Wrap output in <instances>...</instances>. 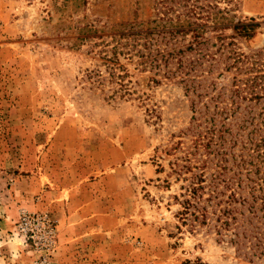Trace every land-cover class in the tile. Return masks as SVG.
Listing matches in <instances>:
<instances>
[{
    "label": "rangeland",
    "instance_id": "rangeland-1",
    "mask_svg": "<svg viewBox=\"0 0 264 264\" xmlns=\"http://www.w3.org/2000/svg\"><path fill=\"white\" fill-rule=\"evenodd\" d=\"M196 19L225 25L205 36L226 50L264 45V0H0V264H264L181 205L193 116L212 112L233 71L185 95L128 35ZM252 21L246 36L226 26ZM24 214L56 228L45 262Z\"/></svg>",
    "mask_w": 264,
    "mask_h": 264
},
{
    "label": "trees",
    "instance_id": "trees-1",
    "mask_svg": "<svg viewBox=\"0 0 264 264\" xmlns=\"http://www.w3.org/2000/svg\"><path fill=\"white\" fill-rule=\"evenodd\" d=\"M165 9L167 13L170 8ZM197 20L169 21L128 35L145 38L143 50H138L142 63L149 62L156 75L179 79L185 95L194 92L201 98L208 76L233 71L231 89L217 95L212 112L206 111L204 120L193 116L195 123L188 129L192 138L179 168L190 173L183 176L181 205L196 220L208 225L213 221L216 234L237 251L264 255V45L249 53L226 50L225 38L218 36L221 44L216 45L205 36L225 25ZM226 26L246 36L259 23ZM186 35L190 40L180 45L179 37Z\"/></svg>",
    "mask_w": 264,
    "mask_h": 264
},
{
    "label": "built area",
    "instance_id": "built-area-1",
    "mask_svg": "<svg viewBox=\"0 0 264 264\" xmlns=\"http://www.w3.org/2000/svg\"><path fill=\"white\" fill-rule=\"evenodd\" d=\"M19 229L25 243H30L36 252L41 253V261L45 262L53 251L56 228L44 215L24 214L19 221Z\"/></svg>",
    "mask_w": 264,
    "mask_h": 264
},
{
    "label": "crops",
    "instance_id": "crops-1",
    "mask_svg": "<svg viewBox=\"0 0 264 264\" xmlns=\"http://www.w3.org/2000/svg\"><path fill=\"white\" fill-rule=\"evenodd\" d=\"M59 198L62 199V202L64 203V205L67 204V202L69 201V198L68 197H67L68 199L65 200L66 195H64L63 190H60V189H59Z\"/></svg>",
    "mask_w": 264,
    "mask_h": 264
}]
</instances>
